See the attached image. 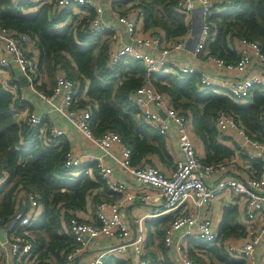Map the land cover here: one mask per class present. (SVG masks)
I'll list each match as a JSON object with an SVG mask.
<instances>
[{"label":"trees","instance_id":"16d2710c","mask_svg":"<svg viewBox=\"0 0 264 264\" xmlns=\"http://www.w3.org/2000/svg\"><path fill=\"white\" fill-rule=\"evenodd\" d=\"M179 1L139 0L135 7L145 13L144 31L163 35L166 42L172 43L186 37L189 25L187 17L177 11ZM223 1L229 2L220 7L223 12H213L208 18L211 28L205 51L234 64L238 56L233 43L241 40L257 43L264 54V0ZM133 2L128 0L113 7H123L119 12L123 14L126 5L131 7ZM32 8L35 13H31ZM73 9L58 10L53 0L18 4L13 0H0V28L27 35L38 48L37 75L38 81L41 80L38 84L35 82L37 91L50 96L56 77L64 74L76 83V105L90 112V128L95 136L105 132L118 134L122 144L130 149L134 166L153 165L151 158L170 166L172 160L165 137L140 117L129 98L144 85L145 66L124 58L114 70H108L106 60L111 33H91L89 23L95 15L93 9L84 7L76 14ZM150 79L154 91L167 97L172 108L189 120L193 135L202 144L204 164H217L233 156V150L221 144L226 138L215 126L214 120L220 112L239 122L250 139L264 144V90L257 89L246 102L238 103L212 89L200 91L198 75L154 74ZM13 84L20 92L16 80ZM24 108L25 103L14 99L0 83V178L6 173V180L0 185V219L6 222L16 213L18 192L36 195L40 211L31 230L37 264H62L64 252L74 247L71 237L60 234L62 210L63 219L67 220L70 212L75 215L86 209L93 192L96 191L92 197L94 207L102 201V196L104 202L113 201L115 196L108 197L95 164L74 170L77 177L71 175L72 171H65L64 158L70 150L65 137L52 146L47 141V133L41 136L29 131L24 119L19 117ZM31 109L29 107V112H33ZM250 164L259 170L257 161ZM27 204L26 200H21V206L26 208ZM238 217L237 205L224 206L216 241L206 243L191 239L187 246L191 258L201 264H246L244 260L234 259L225 249L228 240L245 235ZM173 218L169 214L146 222L148 240L143 259L147 264H158L155 253L148 250L153 237L158 239L157 250L168 261L163 240ZM193 250L202 252L203 258L195 256ZM103 264H125V260L110 256Z\"/></svg>","mask_w":264,"mask_h":264},{"label":"built area","instance_id":"2783aa9c","mask_svg":"<svg viewBox=\"0 0 264 264\" xmlns=\"http://www.w3.org/2000/svg\"><path fill=\"white\" fill-rule=\"evenodd\" d=\"M20 1L35 3L42 0H13L16 4ZM53 1L58 10L69 7L77 10L84 7L93 9L95 15L89 23L91 33L112 32V27L102 20L103 8L100 0ZM126 1L128 0H109V3L117 5ZM138 3L139 0H134L131 7L126 5L125 13L113 14L125 28L130 42L123 43L112 35L107 50V68L110 71L114 70L124 58L139 61L145 66V83L129 98L140 117L159 135L166 137L170 129L175 128L181 159L169 173L163 172L158 166L146 163L132 165L131 151L122 144L118 134L105 132L95 136L90 128V112L76 105V83L67 79L64 74L56 77L50 96L37 91L35 82L38 84L41 80L39 78L38 81V62L29 55V48L33 42L27 35H18L10 29L0 28V73L14 66L21 77L27 80L26 88L30 92L44 99L51 110L78 131L91 147L112 161V166H104L100 157L79 155L71 150L65 154L63 163L65 171H72L71 175L77 177L74 170L95 164L107 192L115 196V199L97 204L95 223L80 221L72 212L69 213L71 217L64 220L62 210L60 234L68 235L74 241V247L64 252L62 264H79L88 241L100 239L117 241L119 245L95 253L89 258L88 264H103L109 255L124 254L127 250H131L136 258L135 264H147L143 259L147 239L145 222L158 215L169 214L174 218L165 230V245L173 247L179 254V264H201L191 258L184 244H173L172 238L176 231L184 228L187 239L215 242L218 225L207 214L198 216L196 212L207 210L216 197L226 193L231 194L240 204L238 221L243 226L245 235L226 242L225 249L234 259L244 260L249 264L254 253L264 255V144L250 139L239 122L231 115L220 112L214 120L218 132L223 136H235L238 144L233 150L234 155H245L248 161H257L259 170L251 166L245 176L240 177L235 171L237 162L234 156L217 164H204L202 157L196 152L189 120L172 108L167 97L154 91L150 77L154 74L198 75L200 91L212 89L235 102H246L253 91L264 90V54L257 43L239 40L234 46L238 56L237 63H226L220 58L210 56L204 49L211 28L208 18L213 12H223L220 7L229 2L180 0L177 4L179 14L189 17L192 12L199 10L201 37L192 54L195 58L200 56L205 58L210 68L201 72L193 64L178 63L169 57L172 52L180 53L185 48L186 39L182 38L173 43L166 42L151 32H145L143 29L145 13L135 7ZM225 76L233 78L224 81ZM21 117L29 131L37 132L41 136L47 133V141L52 146L57 145L58 141L65 137V131L56 125L48 124L44 115L27 112ZM262 129L264 131V118ZM114 168L131 177L142 188L155 192L154 197L148 192L140 194L139 199L142 202L161 203L160 209L139 218L133 229L121 217L120 212L134 202L135 194L124 182L113 177ZM5 180L6 173H3L0 185ZM22 199L28 202L26 208L21 206ZM22 207L25 208V212L20 214ZM15 209L16 213L6 222L0 219V264H37L31 230L40 211L37 196L23 191L18 192ZM125 264L133 263L127 260Z\"/></svg>","mask_w":264,"mask_h":264},{"label":"crops","instance_id":"0c3cea01","mask_svg":"<svg viewBox=\"0 0 264 264\" xmlns=\"http://www.w3.org/2000/svg\"><path fill=\"white\" fill-rule=\"evenodd\" d=\"M99 3L103 8L102 20L113 29L112 32H110L111 38L112 35L114 34V37L120 39L121 42L129 43L130 41L127 37L125 28L117 21L115 15H113L114 13L121 12L123 10V7L121 6L113 7V5L109 3V0H100ZM81 10L73 9V13L74 14H76L77 12L80 13ZM35 11H36L35 8H32L31 13H35ZM186 19H187V24L189 25V33L187 34L186 37H184L186 39L185 48L180 53L172 52L169 58L181 64H185V65L193 64L197 70L203 72L206 68H210V65H208L207 63L208 61L202 56H200L199 58H195L192 54L193 50L195 49V46L197 45L201 37V17L199 15V10L197 9L196 11L192 12L191 15ZM158 37H161V39L165 41L163 35L162 36L160 35ZM233 44L234 46H236L237 41H235ZM39 54H40L39 50L35 46V43L33 42L29 48V55L38 60ZM19 78H21V75L14 66H11L7 71L0 73V83L2 84L4 90L12 94L14 99L18 98L20 101L25 103V108L22 112L19 113V117H21V115H23L24 113L29 112V107L32 108L31 110L33 112L46 116V120L48 124L56 125L57 127L65 131V140L68 142L69 149L73 153L79 155L100 157L102 159L104 166H108V165L112 166V161L110 159H106L105 157H103L100 151H97L96 149L91 147L78 131H76L72 126H70L58 113L51 110L50 106L44 99H40L38 95L30 92L26 87L25 88L21 87L19 84L18 86L20 92H18L17 87L13 83H15V80L18 83ZM230 78H233V76H229V77L225 76L223 80L226 81L227 79ZM36 97L39 99H37ZM14 111H17L16 108H14ZM191 134L197 154L203 157L202 144L196 139L192 131ZM225 138H226L225 140L221 141V144L224 145L225 147L234 150V148L238 144V139H236L235 136L232 135L230 136L226 135ZM165 140H166V147L168 153L172 160L171 165L168 167L163 166L160 162L156 160V158H151V162L153 163V165L160 167L163 172L169 173L174 168L176 162L181 159V152L177 145V135L174 127L170 129L167 136L165 137ZM233 156L235 157V162H237V166H238V168L235 170L236 173L240 177L245 176L247 169L252 166L250 164L251 162L248 161V158L245 157V155H241V154L234 155L233 153ZM238 161L240 162V164L238 163ZM113 177L119 181L124 182L127 185L128 189L135 194L134 202L127 205L120 212L121 217L126 221V223L130 226V228L132 229L135 228L137 223L136 221L142 216L150 214L154 210L160 209L161 207L160 202H155V201L142 202L139 199L140 194L142 195L145 192H148L151 194L152 197H154L155 192H150L147 188H142L131 177L124 175L117 168H114ZM95 194L96 191L92 193V197ZM99 194L103 195V193L101 192H99ZM111 196L113 195L109 193L108 197L110 198ZM92 197L91 196L88 197L86 209L84 211L75 212L76 217L80 221L95 223L96 207H94L92 203ZM103 198L104 197L102 196V199L100 198V201L102 200L103 202ZM230 204L237 205L239 210L240 204L238 203V201L231 194L226 193L222 196L216 197L211 202L210 207L207 210L197 211L196 214L198 216H203L204 214H207L219 226V222L221 220V215H222V209L224 206ZM162 216L163 215H158L147 221L156 220ZM145 226H146V222H145ZM185 231L186 230L184 228L180 229L179 231H176V233H174V237L172 238V240H173V244L174 243L184 244L187 249L188 243L191 238L187 239L185 237L184 235ZM151 242L153 244L152 246H149L148 250L153 251L155 253L158 259V264H179V254L176 251H174L173 247L165 245L167 250L166 257L168 260L166 262L161 252L156 248V245L158 244V239L156 237H153V241ZM118 245L119 243L117 241L106 240V239H100L98 241H88V245L85 249L84 256L79 261V264H88L89 258L92 257L95 253ZM193 251L195 253L194 254L195 256L203 258L202 252L198 250H193ZM110 256L123 259L125 260V263L127 262V260L133 264L137 263V260L132 255L131 250L125 251L124 254L116 253L109 255L108 257ZM249 264H264V255H261L259 252L254 253Z\"/></svg>","mask_w":264,"mask_h":264},{"label":"water","instance_id":"95a60500","mask_svg":"<svg viewBox=\"0 0 264 264\" xmlns=\"http://www.w3.org/2000/svg\"><path fill=\"white\" fill-rule=\"evenodd\" d=\"M18 84H19L21 87H23V88H25V87L28 86V82H27V80H26L24 77L19 78V80H18ZM160 115H161L162 117H164L162 113H160ZM24 212H25V208L22 207L21 210H20V214H23Z\"/></svg>","mask_w":264,"mask_h":264},{"label":"rangeland","instance_id":"374dc122","mask_svg":"<svg viewBox=\"0 0 264 264\" xmlns=\"http://www.w3.org/2000/svg\"><path fill=\"white\" fill-rule=\"evenodd\" d=\"M238 163L240 164V162L238 161ZM235 166H236V168H238V166H237V163L235 164Z\"/></svg>","mask_w":264,"mask_h":264}]
</instances>
